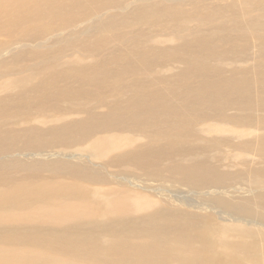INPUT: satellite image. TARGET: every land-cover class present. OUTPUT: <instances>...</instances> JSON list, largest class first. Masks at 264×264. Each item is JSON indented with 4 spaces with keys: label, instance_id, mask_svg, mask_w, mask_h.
<instances>
[{
    "label": "bare ground",
    "instance_id": "6f19581e",
    "mask_svg": "<svg viewBox=\"0 0 264 264\" xmlns=\"http://www.w3.org/2000/svg\"><path fill=\"white\" fill-rule=\"evenodd\" d=\"M253 235L264 0H0V264H264Z\"/></svg>",
    "mask_w": 264,
    "mask_h": 264
},
{
    "label": "rangeland",
    "instance_id": "374dc122",
    "mask_svg": "<svg viewBox=\"0 0 264 264\" xmlns=\"http://www.w3.org/2000/svg\"><path fill=\"white\" fill-rule=\"evenodd\" d=\"M251 63H253V62L251 61ZM98 113L99 114L103 113V110H99ZM238 168H241V167H238ZM114 186H116V185H114ZM172 194H173V196H175L174 198L179 197L181 200L184 199V200L189 201V202H191L193 204H197L198 205V204L202 203V201L199 199V196L197 194H195L193 192H189L188 190H182V191L179 190L178 191V190L175 189V190H172L170 195H172ZM154 195L156 196L155 193H154ZM157 200H160V199H157ZM171 205H173L175 208H181V205L179 204L178 201L176 202V200H172L171 201ZM219 215L221 216V214H219ZM222 217L225 218L226 216L222 215ZM252 238H253V240L255 242H259V243H263L264 244V242L258 236L253 235Z\"/></svg>",
    "mask_w": 264,
    "mask_h": 264
}]
</instances>
